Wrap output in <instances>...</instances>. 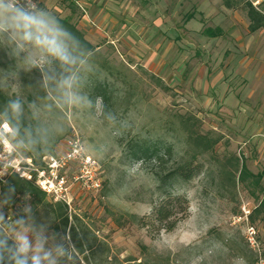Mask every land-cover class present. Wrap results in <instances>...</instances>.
Returning <instances> with one entry per match:
<instances>
[{
  "label": "rangeland",
  "instance_id": "rangeland-1",
  "mask_svg": "<svg viewBox=\"0 0 264 264\" xmlns=\"http://www.w3.org/2000/svg\"><path fill=\"white\" fill-rule=\"evenodd\" d=\"M249 1L260 7L263 0ZM55 18L76 25L94 47L82 63L75 65L77 48ZM262 67L264 29L250 33L246 13L224 0H44L34 13L0 0V86L32 119L45 157L78 137L103 180L97 193L75 188L65 231L51 198L41 205L22 198L8 208L1 194L8 175L0 182L4 237L25 264H255L245 228H257L264 249V221L246 220L256 202L240 185L220 194L218 180L205 175L176 184L190 214L156 239L129 220L149 215L157 196L155 162L132 161L128 146L160 139L181 152L176 117L193 114L204 132L223 136L218 156L235 154L262 172L264 86L251 74Z\"/></svg>",
  "mask_w": 264,
  "mask_h": 264
},
{
  "label": "trees",
  "instance_id": "trees-1",
  "mask_svg": "<svg viewBox=\"0 0 264 264\" xmlns=\"http://www.w3.org/2000/svg\"><path fill=\"white\" fill-rule=\"evenodd\" d=\"M224 5L227 9H242L246 13L250 33L264 29V0L260 7H256L249 0H224ZM73 8L74 4L71 5L74 12ZM53 24L65 32L72 45L77 48L75 65L82 63L84 58L93 52L94 47L85 40L82 32L69 20L55 18ZM158 82L163 86L160 80ZM176 119L178 130L184 136V149L181 152H176L174 143L166 144L160 139L156 141L136 139L129 144L128 156L132 161L144 164L155 162V167L151 172L156 181L157 201L151 203L152 211L149 215L142 217L126 215V217L144 229L152 239H156L162 232H173L178 224L186 220L190 214V202L185 195L175 192L176 184L188 183L205 175L211 178L212 182L218 180L215 184L220 194L236 191L238 185L245 188L256 202L255 208L249 215V220L252 223L258 220L264 221V170L257 174L252 173L245 161L235 154L218 156L216 148L223 140V136L215 131L204 132L202 121L197 116L178 115ZM3 122L8 123L13 130L9 136L10 141L24 151L26 159H31L36 165L41 166L45 155L42 141L32 119L19 110L16 102L0 86V125ZM32 148L37 149L40 164ZM205 157L206 160L203 159ZM1 194L8 208L15 207L22 198H29L38 205L47 203L49 198L34 181L23 179L18 174L8 176L1 188ZM51 208L66 231L69 227L68 206L64 203L53 202ZM122 218H124L123 215L116 221L120 222ZM72 236L75 238L74 230ZM77 248L81 254L86 252L81 242ZM141 249L146 253L149 251L146 246H142ZM255 262L256 258L253 260V263ZM0 264H25L22 255L4 237L1 230Z\"/></svg>",
  "mask_w": 264,
  "mask_h": 264
},
{
  "label": "built area",
  "instance_id": "built-area-1",
  "mask_svg": "<svg viewBox=\"0 0 264 264\" xmlns=\"http://www.w3.org/2000/svg\"><path fill=\"white\" fill-rule=\"evenodd\" d=\"M9 5L27 13L37 12L39 0H5ZM13 133L11 126L3 122L0 125V182L10 174L34 181L54 202L66 204L71 208L76 187L85 193H97L102 189L100 166L85 150L78 137L67 141L65 152L44 157L41 166L31 159H18L9 140ZM250 211H246L248 220ZM245 239L256 254L255 264H264V249L259 241V231L251 224L245 228Z\"/></svg>",
  "mask_w": 264,
  "mask_h": 264
},
{
  "label": "crops",
  "instance_id": "crops-1",
  "mask_svg": "<svg viewBox=\"0 0 264 264\" xmlns=\"http://www.w3.org/2000/svg\"><path fill=\"white\" fill-rule=\"evenodd\" d=\"M42 1H44V0H39V5L41 4V2ZM251 74H254V79H256V81L258 82L259 81V83H257V85H259V86H264V67H262V68H260L256 73L255 72H253V71H251ZM222 78H224V75H221L218 79H217V81H221V79ZM216 81V83H218ZM256 85V86H257ZM213 87V86H212ZM209 87H207V89H208ZM254 88L253 89H251V91L248 93V95H247V98L249 99V98H252L253 96H254ZM260 97L262 98V103H261V105L262 106H264V91H262L261 92V94H260ZM240 97L238 96V99H239ZM237 99V100H238ZM234 99L232 98V100L230 101V102H232V103H235L234 101H233ZM236 100V101H237ZM264 120V119H263ZM263 124L260 126V130H259V132L260 133H262V132H264V122H262Z\"/></svg>",
  "mask_w": 264,
  "mask_h": 264
}]
</instances>
